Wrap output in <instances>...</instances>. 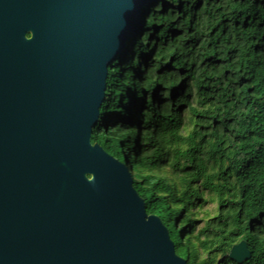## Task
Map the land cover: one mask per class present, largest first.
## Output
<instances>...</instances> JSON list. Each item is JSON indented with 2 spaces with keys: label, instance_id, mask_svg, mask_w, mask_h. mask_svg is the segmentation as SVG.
Here are the masks:
<instances>
[{
  "label": "trees",
  "instance_id": "1",
  "mask_svg": "<svg viewBox=\"0 0 264 264\" xmlns=\"http://www.w3.org/2000/svg\"><path fill=\"white\" fill-rule=\"evenodd\" d=\"M139 22L92 144L129 168L188 264H238L241 241L243 264H264V0H152Z\"/></svg>",
  "mask_w": 264,
  "mask_h": 264
},
{
  "label": "water",
  "instance_id": "2",
  "mask_svg": "<svg viewBox=\"0 0 264 264\" xmlns=\"http://www.w3.org/2000/svg\"><path fill=\"white\" fill-rule=\"evenodd\" d=\"M150 1L0 0V264H188L129 168L91 142ZM228 257L247 261L246 242Z\"/></svg>",
  "mask_w": 264,
  "mask_h": 264
},
{
  "label": "rangeland",
  "instance_id": "3",
  "mask_svg": "<svg viewBox=\"0 0 264 264\" xmlns=\"http://www.w3.org/2000/svg\"><path fill=\"white\" fill-rule=\"evenodd\" d=\"M207 210H208L209 212H214V210H215V205H214L213 203L207 205Z\"/></svg>",
  "mask_w": 264,
  "mask_h": 264
},
{
  "label": "flooded vegetation",
  "instance_id": "4",
  "mask_svg": "<svg viewBox=\"0 0 264 264\" xmlns=\"http://www.w3.org/2000/svg\"><path fill=\"white\" fill-rule=\"evenodd\" d=\"M28 36H30V35H28Z\"/></svg>",
  "mask_w": 264,
  "mask_h": 264
}]
</instances>
